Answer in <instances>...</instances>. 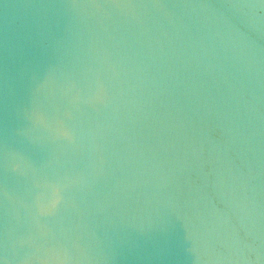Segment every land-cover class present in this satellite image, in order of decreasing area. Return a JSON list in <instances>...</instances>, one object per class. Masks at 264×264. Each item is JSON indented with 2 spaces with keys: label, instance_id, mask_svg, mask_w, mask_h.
Returning a JSON list of instances; mask_svg holds the SVG:
<instances>
[{
  "label": "water",
  "instance_id": "1",
  "mask_svg": "<svg viewBox=\"0 0 264 264\" xmlns=\"http://www.w3.org/2000/svg\"><path fill=\"white\" fill-rule=\"evenodd\" d=\"M0 264H264V0H0Z\"/></svg>",
  "mask_w": 264,
  "mask_h": 264
}]
</instances>
